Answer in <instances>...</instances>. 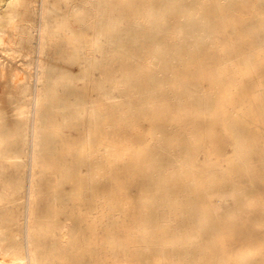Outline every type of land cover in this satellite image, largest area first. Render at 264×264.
Returning a JSON list of instances; mask_svg holds the SVG:
<instances>
[{"label":"rangeland","instance_id":"1","mask_svg":"<svg viewBox=\"0 0 264 264\" xmlns=\"http://www.w3.org/2000/svg\"><path fill=\"white\" fill-rule=\"evenodd\" d=\"M86 1L53 0V16L44 36L47 44L46 60L52 65L51 71L48 72L52 83L44 88V96L48 99L50 90L54 92V98L49 101L51 108H47L46 112L52 148L42 153V173L37 181L35 201V216L42 230L40 241L37 243L44 263L210 264L219 258L224 260L225 264H238L241 258L248 254L254 259L264 261V116L227 117L220 110L221 105H218L211 115L198 114L191 110H181L184 105L175 103L168 96L164 101L151 103L144 115L127 105L124 115L134 114V119L126 124L122 111L112 104L114 101H128L134 94V88L122 81L128 68L123 51L125 24L131 27L139 26L140 29L142 26L137 23L144 20L137 17V12L144 8L147 2L92 0L87 5ZM160 1L170 5L173 0ZM191 4L188 8L178 9L176 13L170 14L167 10L162 12L161 18L166 24L162 35L156 40L158 45L183 44L186 48L199 51V37L205 35L206 44L210 46L217 43L219 49L228 50L230 44H235L243 51L251 47L248 39L237 35L232 26L223 24L218 16L213 18L210 31L193 30L190 18L199 13L200 4ZM32 9L33 5L29 0H0V29L8 28L11 32L12 27L7 26L9 16L13 17L14 23L22 27L29 25ZM231 9L227 21H234L241 29L248 28L254 32L252 38L255 40V46L253 51L247 54L251 57L248 67L252 74L245 76L239 73L236 81V85L245 90L247 97L251 99V96L257 93V84L264 79V32L255 33L258 27L264 28V4H260L258 0H248L244 5ZM103 24H106L111 35H116L118 52L114 53L110 44L105 45L98 41V31L102 29ZM178 28L187 31L182 34L177 31ZM69 29L78 32V43L82 44L84 52L78 53L71 46ZM38 37L40 31L36 30L34 41L39 46ZM142 40L141 33L127 40L133 53L138 52L135 41ZM36 46L30 54L26 53V49H22L15 57L6 55L0 49L1 60L7 63V78L0 84V108L9 111L13 102L27 101L30 110L34 109L32 104L35 103L39 86L36 78L39 66L35 63L38 61V56L35 55H39V47ZM199 53H204V73H210L217 79L218 67L223 65L227 56L215 63V55L204 50ZM89 56L95 61L91 66L85 63ZM128 60L131 62V58ZM134 61L130 66L133 70L153 69L160 76L166 73L163 69L165 64L159 57ZM144 62L145 64H142ZM171 62L173 66L178 65L176 59L171 58ZM17 71L27 80L17 82ZM188 73L193 75L195 72L191 70ZM119 80L120 96L114 97L109 93V88L111 82ZM83 102L93 106L91 117L72 108L76 103ZM61 103H65L67 108L61 109ZM260 104L259 101L248 100L245 105L259 108ZM32 113L34 114V110L30 113L33 118ZM232 122L248 125L249 128H244L242 133L236 135L227 126ZM169 125H174V129L169 130ZM157 130L165 131L170 141H190V145L195 149L186 157V161L190 163L187 180H171L177 187L187 190L184 204L189 205L192 210L190 209L185 217L186 220H191V215H200L199 209L203 207L200 199L202 188L214 167L226 173L220 181L221 185L226 184L227 180L246 183L249 181L245 176L248 171L252 174L250 179H255L257 184L250 194L253 205L243 204L240 209L232 212L234 201L230 199L227 202L226 214L216 221L217 226L213 231L201 234L198 242L191 246L193 256L189 260L183 255L175 259L164 257L165 253L159 245L147 249L143 254L140 245L143 240L153 238L163 242L177 240L183 245L189 233L196 228L189 226L158 230L144 239L135 230L139 219L147 215L146 207L139 206L137 189L143 184L147 176V164L154 157L155 149L149 144V139ZM237 139L245 140L248 148L253 150L248 171H237ZM111 147H115L120 154V160H114L113 163L124 168L115 174L113 182H110L109 178L108 150ZM83 151L85 154L91 152V157L82 156ZM138 152L142 153L141 157L137 155ZM171 160L170 157L166 158L168 162ZM0 163L10 173L13 172L7 158L0 157ZM28 166L31 167L30 162ZM27 178L29 182L30 177ZM4 186L6 183L0 179V189ZM231 186L228 184L226 187ZM21 200L22 209L14 212L21 213L22 218L24 216L21 227L18 226L19 230L24 231L29 204L26 195ZM4 205L0 201V210ZM110 205L120 207V212L115 214L119 227L117 225L111 230ZM207 247L211 250H207ZM110 248L115 251H110ZM217 253L221 255L216 256ZM213 254L215 258L212 257Z\"/></svg>","mask_w":264,"mask_h":264},{"label":"bare ground","instance_id":"2","mask_svg":"<svg viewBox=\"0 0 264 264\" xmlns=\"http://www.w3.org/2000/svg\"><path fill=\"white\" fill-rule=\"evenodd\" d=\"M29 1L33 5L29 25L22 27L18 23H14L13 17L9 16L7 26L12 27L11 32L8 28L0 29V49L6 55H14L13 57L22 49H26V53L30 54L37 45L34 41L35 31H40L39 46L37 45L39 55H35L38 56L36 57L38 61L35 63L38 64L39 71L37 72L38 75L36 74L37 77L34 75L38 79L39 86L36 98L34 97L35 103L32 104L34 106L32 107L34 108L33 118L30 115L33 110H30L27 101L13 102L9 111L0 108V157L9 160L14 172L10 173L0 163V179L6 183V186L0 189V201L5 204L4 208L0 210V264H45L37 243L40 241L42 230L35 216V201L37 181L42 173L40 170L43 164L42 153L52 148L49 140L50 133L47 128L46 112L47 108H51V102L49 101L54 98V92L50 90L47 99L43 90L52 83V77L48 74L52 65L46 60L47 44L44 36L53 16V0ZM144 1L147 2V5L137 12V17L144 20V22L137 23L142 27L138 29L139 26L131 27V25L125 24L123 51L128 68L122 81L134 88V94L130 96L128 101L112 102L116 109L122 111L126 124L134 119V114L124 115L127 105L132 106L134 111L144 115L143 113L149 110L148 106L151 103L164 101L168 96L175 103L184 105L181 110H191V112L198 114L211 115L218 108L217 106L221 105L220 110L227 117L264 116V79L257 84V93L253 94L251 99L247 97L245 90L236 85L239 73L245 76L252 74L248 67L251 57L247 54L249 51H253L255 46V40L252 38L254 32H251L248 28L241 29L234 21L231 23L227 21L231 7L244 5L248 0H173L170 5L163 4L160 0ZM91 2L92 0H87L85 4L89 5ZM258 2L264 4V0H258ZM191 3L200 4L199 13L193 14L190 18L191 24L194 26L193 30L210 31L213 18L218 16L223 24L232 26L237 35L244 36L250 41L251 47L246 51L240 50L235 44H230V48L224 50L223 48L219 49L217 43L208 46L205 35L199 37L198 44H200L201 50L211 53L213 56L215 55V58H217V60H214L215 63L220 62L218 60H221L225 55L227 56L223 65L218 67L219 77L217 79H214L210 73H204L202 67L204 53H199L201 50L196 51L195 49L186 48L183 44L169 46L166 44L158 45L156 42L157 38L162 35V30L166 24L161 18L162 12L167 10L170 14L176 13L178 9L192 6ZM256 30V34L264 32V28L258 27ZM177 31L184 34L187 30L178 28ZM139 33H141L143 40L142 42L135 41L138 52L133 53L127 44V40ZM68 34L70 35V44L76 52H84V47L78 43V32L75 29H69ZM8 37L9 39H7ZM98 41L105 45L110 44L114 53L119 51L118 39L116 35H111L108 32L106 24H103L102 29L98 31ZM143 43L147 45L143 46ZM153 57H159L164 62L165 75L160 76L153 69L141 71L133 70L130 67L131 63L135 62L134 60H140V58L147 60ZM1 58L0 55V84L7 78V63L2 61ZM129 58H131V62L128 60ZM171 58L176 59L178 65L173 66ZM85 63L91 66L95 61L89 56ZM142 64H145V62ZM232 66L237 67V69ZM191 70L195 72L193 75L188 73ZM15 76L17 82L27 80L20 71L15 72ZM69 82H72V78L69 79ZM120 90V80L111 82L109 93H112L114 97L120 96ZM248 100L252 102L259 101L261 104L259 108H255L253 105L247 106L245 104ZM60 108L65 109L67 105L61 103ZM72 108L90 117L93 112V106L88 102L76 103ZM227 126L236 135L242 133L244 128H249L248 125L238 122H232ZM167 127L169 130L174 129V125ZM87 143H89L88 138ZM190 143L186 140L170 141L165 135V131L162 130L153 132L149 139V144L155 149L154 157L148 162L147 176H145L143 184L137 189L139 206L146 207L147 215L139 219L135 230L144 239L158 230H170L176 227L187 228L189 226L196 229L189 233L187 241L183 245L177 240L167 242L155 238L147 241L143 240L140 245L143 254L147 249L159 245L161 251L165 253L164 257L175 259L183 255L189 260L193 256L190 250L191 246L198 242L201 234L213 231V228L217 226L216 221L226 214L227 202L230 199L234 201L231 208L232 212L240 209L243 204L253 205L254 203L250 194L257 187V184L255 179H250L252 174L248 171L250 170V156L253 150L250 147L248 148L245 140L237 139V171L247 170L245 176L248 177L249 181L239 183L227 180L226 184L221 185L220 181L226 173L214 167L209 172L207 181L202 188L200 199L203 207L199 209L200 215H191V220H186L185 217L188 216L191 209L189 205L184 204V195L187 190L183 187H177L171 180L179 182L187 180L188 176L186 177V175H188L187 171L190 168V163L186 161V157L195 150ZM108 152L110 156L109 178L110 182H113L115 174L124 168L113 163L114 160H120L117 149L111 147ZM91 155V152L86 154L85 151L82 152L84 157H91ZM137 155L141 157L142 153L138 152ZM167 157H170L172 162L166 161ZM29 162L31 163L30 168L28 166ZM262 163H264V160ZM97 174L99 176V173ZM28 176L30 177L29 182H27L29 180ZM228 184L232 186L226 187ZM19 194L22 196L20 195L17 199L21 203L16 199ZM25 195L29 205L28 213L26 212L25 230L23 231L19 230L18 226L21 227L24 216L22 218L21 213L17 214L14 211L22 209L21 199ZM116 212H120V207L110 205V230L118 225V220L115 219ZM180 218L182 220H179ZM207 248V250H211L210 247ZM109 250L115 251L111 248ZM215 255L221 254L217 253ZM215 255L213 254L212 257L215 258ZM142 264L152 263L143 262ZM210 264H225V262L218 258ZM238 264H264V261L254 259L248 254L241 258Z\"/></svg>","mask_w":264,"mask_h":264}]
</instances>
